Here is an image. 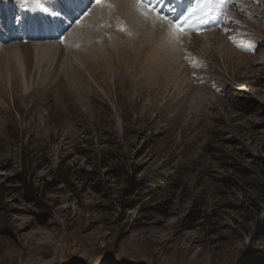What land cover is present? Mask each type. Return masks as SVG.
<instances>
[{
  "label": "rangeland",
  "instance_id": "374dc122",
  "mask_svg": "<svg viewBox=\"0 0 264 264\" xmlns=\"http://www.w3.org/2000/svg\"><path fill=\"white\" fill-rule=\"evenodd\" d=\"M114 1L39 56L0 1V264H264V0L179 39Z\"/></svg>",
  "mask_w": 264,
  "mask_h": 264
},
{
  "label": "snow or ice",
  "instance_id": "6c2138e0",
  "mask_svg": "<svg viewBox=\"0 0 264 264\" xmlns=\"http://www.w3.org/2000/svg\"><path fill=\"white\" fill-rule=\"evenodd\" d=\"M22 2L26 3L27 0H22ZM135 3L145 17L150 13H155L158 22L162 26H168L178 39L188 30L200 31L202 26H220L223 15L222 0H192L191 4H184L183 0H135ZM90 4L111 6L109 0H52V3L44 9L52 18L48 21L50 30L57 33L63 30L66 25L57 23L58 20L66 21L70 25L75 19L76 24H80L84 16L89 14L85 9ZM81 13L83 16L80 15ZM76 17L80 18L76 19ZM223 22L225 24L239 23L230 17ZM223 30L230 31L228 28ZM120 31H124V28L120 27ZM59 39L61 44L65 43V37L59 36Z\"/></svg>",
  "mask_w": 264,
  "mask_h": 264
},
{
  "label": "bare ground",
  "instance_id": "6f19581e",
  "mask_svg": "<svg viewBox=\"0 0 264 264\" xmlns=\"http://www.w3.org/2000/svg\"><path fill=\"white\" fill-rule=\"evenodd\" d=\"M1 2H3L4 4H6V0H0ZM29 2V1H28ZM37 2H40V0H33V2H31V3H26V7L24 8V7H21V9H23L24 10V12L26 13V11H27V18L29 19V24H28V26H29V28H32V32H31V38L32 39H34V37H33V34H34V31L36 30V32H35V34H37L38 35V37L39 38H41L43 41H36L35 43H34V45H35V49H37V52H36V56H39V54L42 52H40V49H42V50H45L46 48H50V45H49V43H52V41H50L48 38L49 37H51V35H49V34H47V35H45L44 34V31L43 30H50V28H49V26H48V21L47 20H49V19H47V18H45V16L43 15V17L41 16V12L39 11L40 10V6H38V3ZM114 2H116V6H118V7H120V8H122V9H125L126 11H129L130 12V10H133L132 9V5L134 4V5H136L135 3H133L134 2V0H115ZM184 2V1H183ZM257 2V1H256ZM52 2H46V3H44L45 4V7L44 8H46V7H48L50 4H51ZM133 3V4H132ZM24 4V3H23ZM109 4L111 5L110 7H108V8H111V7H113V0H109ZM115 4V3H114ZM226 4V3H225ZM22 5V4H21ZM25 5V4H24ZM95 8H97L98 9V6H96ZM135 8H137V5L135 6ZM30 12V13H29ZM134 12V11H133ZM131 13V12H130ZM140 14V13H139ZM134 15V14H133ZM132 15V16H133ZM154 15H155V13H154ZM153 14H149L148 16H152V18H150L151 19V23H154L155 21H156V16H154ZM94 16H95V14H94ZM137 17V16H136ZM52 18H50V20H51ZM6 22H5V25L2 23V24H0V28H1V32H4V34H6V32H8V35H14V37H16V36H18V35H22V34H25L24 32H23V30H22V27H21V25L20 24H22V23H15V21H11L10 19L8 20V17L6 18ZM144 20V19H143ZM147 20V19H146ZM145 20V21H146ZM10 22H13V23H10ZM144 22V21H143ZM158 22V21H157ZM159 23V22H158ZM147 24V23H146ZM160 24V23H159ZM161 25V24H160ZM164 27V26H163ZM165 27H167L168 29H170L168 26H165ZM82 28V27H81ZM80 28V29H81ZM167 29V30H168ZM3 30V31H2ZM22 30V31H21ZM166 30V31H167ZM171 30V29H170ZM206 30V29H205ZM208 30H210V29H208ZM208 30H206V31H202L203 32V35H204V37H206V36H208V39L210 40V39H223V36L222 35H220L218 32L216 33V32H208ZM169 31V30H168ZM0 32V34H2ZM51 32H53V31H51ZM170 32V31H169ZM201 33V32H200ZM168 34V33H167ZM170 34V33H169ZM217 34V35H216ZM7 35V36H8ZM28 35H30V34H28ZM210 35V36H209ZM6 36V35H5ZM45 36H48V37H45ZM79 36V35H78ZM81 36V35H80ZM212 36H215L214 38H212ZM94 38V37H93ZM88 47V46H87ZM89 49V48H88ZM88 49H87V51H88ZM86 51V52H87ZM89 52V51H88ZM84 53V52H83ZM93 54H96V52H92ZM98 53H99V51H98ZM143 55V54H142ZM83 56H86V55H83ZM82 57V56H81ZM94 57V56H93ZM95 57H96V55H95ZM95 57H94V59H95ZM247 57H250V56H244V57H240V58H247ZM98 58V57H97ZM74 59H78V55L77 56H75L74 57ZM84 59V57L82 58V60ZM140 59V58H139ZM142 59V58H141ZM20 60V59H19ZM79 60V59H78ZM103 60V59H102ZM118 60V59H117ZM121 60V59H120ZM76 61V60H75ZM96 61H97V59H96ZM76 62H78V61H76ZM156 62V60L153 58V57H151V58H149L148 60H147V67H149V68H147L146 69V71H147V76H148V80H150L151 81V75H153L152 73H151V71L152 70H154L155 68H154V66H152V64H154ZM20 63V62H19ZM81 63V62H80ZM79 63V64H80ZM112 63V62H111ZM95 64V63H94ZM156 64H157V62H156ZM161 64V63H160ZM17 65H18V63H17ZM89 65V64H88ZM97 65V64H96ZM22 66V65H21ZM81 66H82V63H81ZM101 66H103V68L104 69H102L103 70V78H105L106 76H108V78H109V80L111 79L112 80V78H114V76L112 77V75H113V66H112V64H107L106 62L104 63V64H102ZM20 67V66H19ZM100 67V66H99ZM132 67V66H131ZM145 67V66H144ZM95 68V67H94ZM72 70V69H71ZM87 70V69H86ZM119 72L121 71V70H118ZM129 70H127V72H128ZM127 72H125L124 71V73H126L127 74ZM19 73H20V78L21 79H25V75H27V72L26 71H23V68H21L20 67V69H19ZM75 73V72H74ZM73 73V75H74V77H75V75L76 74H74ZM111 74V75H107V74ZM121 75V73L119 74V77H121L120 76ZM77 76V75H76ZM125 77H126V75H124ZM127 76H129V74H127ZM130 77V76H129ZM77 78V77H76ZM79 80V79H78ZM73 81H75V80H73ZM120 81V80H119ZM78 82H80V81H78ZM130 82V81H129ZM121 85L122 86H125V84L127 83V81H126V78H123L122 79V77H121ZM74 84V83H73ZM132 84V83H131ZM81 85V84H80ZM80 85H76L75 87H79ZM149 89H151V88H149ZM148 89V90H149ZM151 92V91H150ZM154 94V93H153Z\"/></svg>",
  "mask_w": 264,
  "mask_h": 264
}]
</instances>
